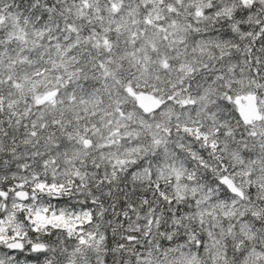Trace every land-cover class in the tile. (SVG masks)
Returning <instances> with one entry per match:
<instances>
[{"label":"snow or ice","instance_id":"1","mask_svg":"<svg viewBox=\"0 0 264 264\" xmlns=\"http://www.w3.org/2000/svg\"><path fill=\"white\" fill-rule=\"evenodd\" d=\"M0 264H264V0H0Z\"/></svg>","mask_w":264,"mask_h":264}]
</instances>
